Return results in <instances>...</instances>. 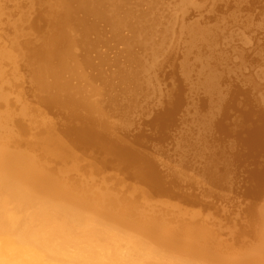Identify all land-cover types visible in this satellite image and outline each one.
<instances>
[{
	"label": "rangeland",
	"instance_id": "374dc122",
	"mask_svg": "<svg viewBox=\"0 0 264 264\" xmlns=\"http://www.w3.org/2000/svg\"><path fill=\"white\" fill-rule=\"evenodd\" d=\"M5 7V47L21 74L8 100L21 91L41 134L73 153L61 164L39 145L42 177L55 170L57 190L69 183L77 194L107 191L119 217L131 205L162 208L168 229L181 210L186 234L194 239L207 226L227 243L225 258L241 256L236 245L257 244L249 227L264 206V0H6ZM58 32L65 39L51 59L34 61L38 82L50 87L33 88L25 44L42 52ZM86 102L97 111L88 113ZM87 117L96 137L84 141L74 130ZM120 147L150 161L157 187Z\"/></svg>",
	"mask_w": 264,
	"mask_h": 264
},
{
	"label": "bare ground",
	"instance_id": "6f19581e",
	"mask_svg": "<svg viewBox=\"0 0 264 264\" xmlns=\"http://www.w3.org/2000/svg\"><path fill=\"white\" fill-rule=\"evenodd\" d=\"M5 1L0 0V264H264V206L254 212L256 221L249 227V235L257 244L236 245L242 250L241 256L225 258L227 243L207 226L199 228L194 239L186 234L188 226L180 218L181 210L171 218L173 229L163 227L164 220L159 218L162 208L153 212L151 206H146V211L131 205L125 216L119 217L112 212L116 203L107 191L95 197L77 194L69 183L57 190L59 178L49 177L55 170L48 176L40 175L34 153L39 145L45 152L55 151L61 164L73 159V153L48 131L41 134L37 115L22 100L21 91L14 103L8 100L9 87L20 86L21 74L18 62L10 61L13 55L5 47ZM54 18L64 20L61 13ZM59 33L46 39L42 52L25 44L26 54L33 61V88L40 86L45 91L50 87L38 82L34 61L51 59L53 46L65 39ZM14 47V52L20 53L21 47ZM48 98L57 103L56 97ZM84 106L88 113L97 111L90 103ZM84 121L74 132L89 141L86 139L96 134L90 117ZM9 131L14 134L4 137ZM119 152L121 158L132 160L128 165L136 167L143 180L158 186L150 161L127 148L120 147ZM193 224L191 221L190 226ZM225 230L230 235L235 233Z\"/></svg>",
	"mask_w": 264,
	"mask_h": 264
}]
</instances>
